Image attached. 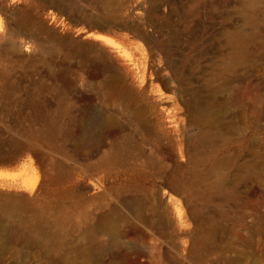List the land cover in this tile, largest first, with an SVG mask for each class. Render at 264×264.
<instances>
[{
	"label": "rangeland",
	"instance_id": "rangeland-1",
	"mask_svg": "<svg viewBox=\"0 0 264 264\" xmlns=\"http://www.w3.org/2000/svg\"><path fill=\"white\" fill-rule=\"evenodd\" d=\"M0 157V264H264V0H0Z\"/></svg>",
	"mask_w": 264,
	"mask_h": 264
},
{
	"label": "bare ground",
	"instance_id": "bare-ground-1",
	"mask_svg": "<svg viewBox=\"0 0 264 264\" xmlns=\"http://www.w3.org/2000/svg\"><path fill=\"white\" fill-rule=\"evenodd\" d=\"M196 43H194V42H191V41H187V46L189 47H196V45H195ZM183 47V46H182ZM113 79H114V81H116V80H118V77L117 76H113ZM8 160H17L16 158H15V155H9L8 156ZM36 182H37V178H34V180H33V186L36 184ZM32 186V185H31Z\"/></svg>",
	"mask_w": 264,
	"mask_h": 264
},
{
	"label": "water",
	"instance_id": "water-1",
	"mask_svg": "<svg viewBox=\"0 0 264 264\" xmlns=\"http://www.w3.org/2000/svg\"><path fill=\"white\" fill-rule=\"evenodd\" d=\"M4 158L0 157V163H3L4 162Z\"/></svg>",
	"mask_w": 264,
	"mask_h": 264
}]
</instances>
